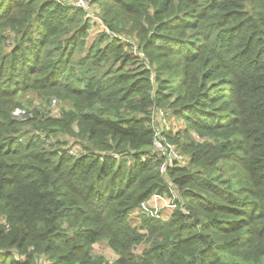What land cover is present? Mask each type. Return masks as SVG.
<instances>
[{
	"label": "trees",
	"instance_id": "trees-1",
	"mask_svg": "<svg viewBox=\"0 0 264 264\" xmlns=\"http://www.w3.org/2000/svg\"><path fill=\"white\" fill-rule=\"evenodd\" d=\"M95 1L115 37L86 48L64 0H0V48L14 39L0 50V264H110L101 240L113 264H264V0ZM29 91L73 106L17 119ZM156 107L201 138L166 174ZM173 186L184 205L169 220L140 212Z\"/></svg>",
	"mask_w": 264,
	"mask_h": 264
},
{
	"label": "rangeland",
	"instance_id": "rangeland-1",
	"mask_svg": "<svg viewBox=\"0 0 264 264\" xmlns=\"http://www.w3.org/2000/svg\"><path fill=\"white\" fill-rule=\"evenodd\" d=\"M57 2H63V0H55ZM78 1L79 0H64V3H66V5H68L70 8L75 9V10H79L81 11V16L84 22H86L87 24H89V31L87 33V38H86V48L88 47H93L98 40H100L104 34V36H106L107 41H105L103 44H97L100 45L101 47H103L105 45V43H107L109 40H113L112 38L109 37V35L107 34V32H112L110 30V28L105 24L104 22V12H103V4L102 3H96L95 0H85L88 4V7L86 8H80L78 7ZM6 36L9 35H14L13 32H11V30H7L6 31ZM107 36L109 38H107ZM105 38V37H103ZM129 37H126L123 42L124 43H129L130 45H132V48L128 47V50H131L133 52V55H138L140 56V58L142 59L143 64H146V67L149 68L152 72H153V78L155 77V69L152 66L149 57L147 56L146 53L142 52L141 50L138 49V44L140 43L139 38H137L136 36H134L135 41H130V39H128ZM14 44V39H10L9 37H7V42L0 48L1 52L5 53L10 51L8 48V46H10V44ZM78 56H80V53L78 51V53L74 56L73 61L77 62L78 61ZM58 100L56 105H52V101L53 100ZM19 100L22 103L21 108H17L15 112H17V110H22L26 113V116L28 115V111L29 110H33V109H44L47 110V112H49V115L51 117L54 118H60L62 117V113L67 110H71L73 104L70 101H62L61 99H59L58 97H51L50 100L51 102L49 103V99L47 98H42L39 97L38 93L35 91H29V92H20L19 93ZM18 110V111H19ZM161 111L164 112L163 116L161 115ZM14 112V115H15ZM16 116V115H15ZM26 116L23 115V117H19L16 116L17 119H26ZM152 126L153 128H155V130H157V132L160 133V137L162 138V140L164 141V143L166 145H169L171 147H173L175 149V151L177 152V154L182 158L183 160V167H186L188 165V152H184L182 150V143H185L188 141L189 138H191L192 140H196V141H200L201 138L197 135V133H195L194 131H191L189 134V137H186L187 135L185 130L187 128L186 122L183 120H179L177 119L172 113L171 110L164 108V107H156L153 109L152 113ZM173 132V135L176 136L172 142L168 139H166V137H162V133L164 131H170ZM59 139L61 140H67L69 141V145L68 147L70 148L71 152L74 153V155H79L80 153L83 152V149L81 147V145H75V139L72 137H60L59 135ZM177 144L179 146H177ZM164 159V158H162ZM165 161V159H164ZM172 194H165L162 195L167 201L163 202V203H159V204H155L156 209H154L152 212L150 211H144L141 210L140 212H144L147 214L152 215L155 212H159L160 216L162 217V220H169L171 218V216L173 215V213L178 209V207H181V205H184V201L183 198L179 192V190L177 188H175L174 186L172 187ZM178 203V204H177ZM168 204V206L170 208L165 207V205ZM151 208H154L153 204H150ZM184 213H187L186 210L183 209ZM131 216H133L132 221L133 224L135 226H139L143 220V216H141V213H133ZM145 246H141L139 247V249L137 250L138 253L142 252V250L144 249ZM94 254L95 256H102L105 258V260H107L110 264H113L118 256L115 254V252L109 247V245L107 244L106 241L101 240L100 242L96 243L94 245ZM51 261L49 260H43V262H41V264H50Z\"/></svg>",
	"mask_w": 264,
	"mask_h": 264
},
{
	"label": "built area",
	"instance_id": "built-area-1",
	"mask_svg": "<svg viewBox=\"0 0 264 264\" xmlns=\"http://www.w3.org/2000/svg\"><path fill=\"white\" fill-rule=\"evenodd\" d=\"M78 7H80V8H86V7H88V4H87V2L85 0H79L78 1ZM107 34L112 39L115 37V33H113V32H109L108 31ZM57 102H58V100H56V99L53 100L52 101V105L53 104L56 105ZM18 110H17V112H15V115L16 116H19V117H23V115L26 116V113L24 111H22V110H19L18 111ZM163 115H164V112L161 111V115L160 116H163ZM164 132L161 135L162 137H163ZM155 135L156 136H155V139H154V142H153V151L155 153H157L160 158H164L165 159V161L161 164V168H160L161 169V172L163 174H166L167 170L169 168L173 167L175 164H179L181 167H183V160L177 154V152L175 151V149L173 147H171L169 145H166L164 143V141L160 137V133L157 132V130H155ZM163 199H164L163 196H161V195H155L150 200L142 202L141 206L139 207V210L140 211L141 210H144V211H150V212H152L154 209H156L155 204H157V202H160ZM150 204H153L154 205V208H151L150 207ZM152 216H154L156 218L162 219V217L160 216L159 212L153 213Z\"/></svg>",
	"mask_w": 264,
	"mask_h": 264
},
{
	"label": "crops",
	"instance_id": "crops-1",
	"mask_svg": "<svg viewBox=\"0 0 264 264\" xmlns=\"http://www.w3.org/2000/svg\"><path fill=\"white\" fill-rule=\"evenodd\" d=\"M166 201H167V200L164 198V199L161 200L160 202H157V204H159V203H163V202H166ZM165 207L170 208V207L168 206V204H166Z\"/></svg>",
	"mask_w": 264,
	"mask_h": 264
}]
</instances>
